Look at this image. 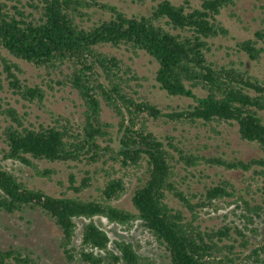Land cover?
<instances>
[{
  "label": "trees",
  "instance_id": "16d2710c",
  "mask_svg": "<svg viewBox=\"0 0 264 264\" xmlns=\"http://www.w3.org/2000/svg\"><path fill=\"white\" fill-rule=\"evenodd\" d=\"M130 1L140 6L147 2ZM198 1L199 7H193L189 0H160L148 12L128 15L103 0H0V48L48 75L60 76L55 83L69 86L85 107L77 123L56 115L51 123L36 125L27 113L0 104L3 161L31 167L41 177L53 171L40 169L38 163L90 167L78 186L75 174L69 173L68 189L76 195L56 196L31 187L0 163V211L16 215L39 209L49 216L60 231L59 248L67 263L153 264L131 243L114 241L116 252L108 249V235L92 221L97 216L121 226L140 221L166 251L169 264H242L249 233L258 234L264 223V80L248 68L219 65L211 58L214 40L229 36L218 17L236 0ZM98 12L110 16L96 18ZM263 44L264 29H260L254 38L236 42V48L253 62L260 60ZM105 47L148 55L158 65L159 88L191 104L166 114L150 101L134 98L131 82L137 80L136 74ZM2 60L13 93L42 105L45 91L22 83ZM103 108L119 118L117 129L103 121ZM161 118L179 124L235 125L240 140L256 144L263 156L250 160L207 156L198 148L193 152L178 147L180 143L169 137L165 144L147 126L148 119ZM117 165L145 168L131 195L133 211L115 204L126 192L124 181L115 177ZM201 165L252 171L263 185L256 198L249 199L227 179L204 181L196 189L188 181L198 177L200 184L208 178L198 172ZM98 173L104 177L100 196L81 198L79 194L91 187L92 176ZM218 201L234 206L232 211L224 215L222 224L204 226L201 213L218 211ZM77 219L89 221L83 226L79 250L73 246ZM32 255L10 247L0 250V264H38ZM251 256L256 264H264V245L246 258Z\"/></svg>",
  "mask_w": 264,
  "mask_h": 264
},
{
  "label": "rangeland",
  "instance_id": "374dc122",
  "mask_svg": "<svg viewBox=\"0 0 264 264\" xmlns=\"http://www.w3.org/2000/svg\"><path fill=\"white\" fill-rule=\"evenodd\" d=\"M103 1L116 5L128 15H131L132 13L148 12L152 5H155L160 0H147L144 6L132 4L130 0ZM189 1L191 6L199 7L198 0ZM8 5L13 4L8 3ZM102 14L98 12L96 18L103 17L107 19L110 16L108 13H104L103 16ZM218 19L228 29L229 36L226 38L219 37L214 40L212 60L216 61L219 65L227 66L234 64L241 69L248 68L252 75L264 80V52L260 60L248 62L246 56L243 53H238L236 48V42L254 38L257 30L264 29V0H236L234 6L221 11ZM262 46L264 47V44ZM103 50L117 56L136 74L137 80L131 82L136 92L134 98L140 99L139 101L141 99L148 100L156 105L162 113L166 114L180 111L191 104V100L170 97L159 88L155 80L158 65L148 55L143 53L135 55L124 48L105 47ZM2 58L11 66L10 71L22 83H26L32 87L38 85L45 91L42 105L30 104L13 93L14 91L9 84L11 80L8 78ZM13 64L20 71H17ZM60 78V76H56L55 74L48 75L45 70L37 69L25 61L15 59L0 48V104L3 106H7L6 104L11 105L21 114L27 113V117L32 123L36 125L40 123L49 124L56 115H62L75 123L83 119V112L85 110L83 101L69 86L57 85L55 81ZM102 119L104 122L111 123L113 129H117L119 118L106 108H103ZM3 125L4 122L0 116V151L4 146L1 140V127ZM147 126L165 144L169 137L177 145L180 143L178 147L192 149L193 152H195L193 148H198L202 150V154L207 156L216 155L230 159L236 157L244 160L263 156V153L258 149L256 144L240 140L237 126L235 125H218L216 123L207 125L201 123L195 125L189 123L179 124L169 119L161 118L158 120L148 119ZM175 155L178 157V154L175 153ZM0 163L11 169L31 187L45 190L47 193L56 196L62 192H66L72 196L76 195L72 190L68 189L69 173L75 174V185L78 186L81 180L87 177L85 171L90 169V167L84 166V164H78L75 167L72 163L70 165L64 163H38L37 165L40 169L47 168L53 171L49 177H41L36 176L31 167H26L9 160L3 161L1 152ZM197 169L198 172L202 173L203 177L205 175L208 178L201 179L200 184H198V177L192 179L190 182L188 181L196 189H201L204 181L209 183L214 180L217 183L219 180L227 179L235 185L239 195L249 199L251 196L256 198L257 188L263 185V181L256 180V176L252 171L246 173L228 171L224 168H210L208 165H201ZM115 171V177L122 179L126 185V192L115 204L133 211L131 195L138 183L139 177H142L143 172H145V168L142 166L139 169L121 168L117 165L115 166ZM92 177L91 187L84 189L79 194L83 199H94L100 196V189L104 181L103 173H98ZM216 204L219 208L218 211L209 210L208 212L203 211L201 213L204 226L222 224L221 221L224 215L231 212L234 207H231V204L229 205L224 201H218ZM92 221L108 235L110 239L108 249L116 252L114 241H125L131 243L139 255L149 257L153 261V264H169L166 251L141 226L140 221L134 222L131 226L110 223L105 218L98 216L94 217ZM75 222L77 230L73 246L79 250L83 226L89 221L77 219ZM248 237L250 244L242 255V264H256V257L251 256L247 259L246 256L250 255L256 247L264 245V223L259 225L258 234L254 231L253 233H249ZM60 238L61 234L58 227L55 226L49 216L39 209L28 208L23 213L16 215H8L0 211V250H7L10 247L24 249L33 254L32 257L38 264H70L67 263L59 248Z\"/></svg>",
  "mask_w": 264,
  "mask_h": 264
}]
</instances>
